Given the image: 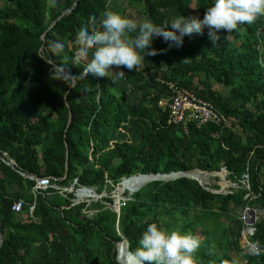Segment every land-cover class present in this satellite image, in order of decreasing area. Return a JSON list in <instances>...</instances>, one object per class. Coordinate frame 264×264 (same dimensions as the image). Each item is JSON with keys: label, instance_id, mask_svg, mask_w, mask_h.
Here are the masks:
<instances>
[{"label": "trees", "instance_id": "trees-1", "mask_svg": "<svg viewBox=\"0 0 264 264\" xmlns=\"http://www.w3.org/2000/svg\"><path fill=\"white\" fill-rule=\"evenodd\" d=\"M110 2L2 0L0 156H11L14 167L0 159V264H122L116 245L126 240L134 256L152 222L194 234L201 241L196 264H264V215L249 226L246 243L239 217L246 208L264 210V17L229 35L221 29L215 43L207 27L186 35L179 47L154 38L150 48L162 51L136 69L111 66L125 72L124 86L110 72L112 79L89 73L69 88L38 54L48 53L47 41L61 40L65 49L55 59L71 66L76 33L93 12L111 9ZM127 3H140L144 17L160 24L180 14L202 19L212 0ZM166 81L211 102L229 122L186 129L168 123V112L157 103L168 93ZM122 128L138 139L119 133ZM221 170L238 187L211 190L195 179ZM177 171L190 177L149 175ZM44 176L58 178L59 188L73 185L107 196L92 200L84 191L85 199L74 202V192L50 187L33 197L31 177ZM123 177L129 178L120 182L116 198L122 189L135 193L117 213L110 194ZM19 199L25 204L15 212ZM232 223L238 226L234 236ZM257 242L256 253L250 245Z\"/></svg>", "mask_w": 264, "mask_h": 264}, {"label": "clouds", "instance_id": "clouds-1", "mask_svg": "<svg viewBox=\"0 0 264 264\" xmlns=\"http://www.w3.org/2000/svg\"><path fill=\"white\" fill-rule=\"evenodd\" d=\"M260 17H264V0H212L202 19L198 15L180 14L160 24L106 8L102 12H93L76 33L78 47L71 66L55 59L65 49L61 40L47 41L44 47L48 53L41 51L38 55L51 65V75L73 88L79 77L89 73L110 77L109 73L114 72L113 65L136 69L145 57L162 51L150 48L154 38L162 36L165 42H171L169 48L179 47L186 35L203 34L207 27L209 38L215 43L221 38V29L227 30L229 35ZM89 56L82 70L73 73L72 66L81 65L82 59ZM64 60L67 61V57ZM114 73L120 78L125 76L123 70ZM200 245L201 241L191 232L180 228L169 230L152 222L143 231L134 256L140 264H196L194 253ZM253 247L259 251V242Z\"/></svg>", "mask_w": 264, "mask_h": 264}, {"label": "built area", "instance_id": "built-area-1", "mask_svg": "<svg viewBox=\"0 0 264 264\" xmlns=\"http://www.w3.org/2000/svg\"><path fill=\"white\" fill-rule=\"evenodd\" d=\"M165 84L168 93L165 97L160 98L157 103L162 109L168 112V123L186 129L190 124L201 127L207 123L219 124L229 122L228 118L211 102L199 98L194 92L182 87L174 81H166ZM127 178L128 177H123L120 182ZM56 180H58V178L53 176L39 178L32 190L33 197L38 193L46 191L50 187L60 190L61 193L67 191V188L57 187L54 184ZM73 184H77V181H74ZM70 188H74L73 185H71ZM73 190L72 192L76 195L74 202L83 201L86 196L84 191H88V194L91 191V189L85 187H76ZM24 204L25 202L23 199H19L12 204V209L15 212H19L23 209ZM34 208L35 200L28 205L29 215H32ZM248 209L249 208H246L243 211L244 220L247 217ZM246 229H248V227H246ZM250 246L256 253L258 252L252 245Z\"/></svg>", "mask_w": 264, "mask_h": 264}, {"label": "rangeland", "instance_id": "rangeland-1", "mask_svg": "<svg viewBox=\"0 0 264 264\" xmlns=\"http://www.w3.org/2000/svg\"><path fill=\"white\" fill-rule=\"evenodd\" d=\"M127 2H128V0H111V2H110L111 3V9L115 10L117 6H122V7H124L126 9L125 11H126V14L128 16L133 17V18H138V17L145 18L144 15H143V8L141 7L140 3H132L131 5H128ZM1 4H2V0H0V5ZM115 82L117 84H119L120 86L121 85L124 86L120 77H115ZM214 88L219 89L220 86H216L215 85ZM223 94L225 95L226 93L224 92ZM119 133L124 134L131 141H135V140L138 139V134L132 133V132L126 130L125 128H122ZM194 170L201 171L199 169H193L191 171H194ZM204 174L207 175L204 178V180H201L199 178H195V179H197L201 184H203L204 186L208 187L211 190L215 189V187L219 188L220 190H226L227 189L226 187H238V184L233 183V182H231V180L228 179L227 173L226 174H221L219 172H212V173H205L204 172ZM119 185H120V181H119V183L117 185L114 186V188H113V190H112V192L110 194V197L113 199V209L115 211L117 209H119V207L122 204V202L130 199L131 196L135 193V192L131 193L128 188H126L124 190L122 189V191H120L121 192V197L120 198H116L118 195H120L118 193ZM143 185L144 184H142L140 186V188ZM70 187L67 188V191L68 192L74 191L73 190L74 188L71 189ZM91 192H92V190H91ZM101 196H107V193H102V194H100V196L95 194V193H93V195L91 197H92V200H97V199H100ZM237 213L238 212H237L236 209H234V211L232 212V214H237ZM238 214H240V213H238ZM255 215H256V219L262 217L264 215V210L263 209L255 210ZM239 217L242 219V221H244L242 213L240 214ZM227 222H228V220H227ZM246 227L247 226L245 224V227H243L242 230H241V235H242L241 243H243V242L246 243V241H248V239H247L248 229H246ZM230 228H231L230 232L233 234L232 236H234L235 235V231L238 230L237 223H232V225H230ZM116 250H117V259L122 264H140V261L135 256H133V255H131L129 253L128 248L124 245V243L123 244H117L116 245Z\"/></svg>", "mask_w": 264, "mask_h": 264}, {"label": "water", "instance_id": "water-1", "mask_svg": "<svg viewBox=\"0 0 264 264\" xmlns=\"http://www.w3.org/2000/svg\"><path fill=\"white\" fill-rule=\"evenodd\" d=\"M77 3V0H75V3L73 4V6L75 5ZM71 11V9H69L68 11H65V12H63L58 18H61L62 16H63V14H65V13H67V12H70ZM56 22V20L55 21H53L52 22V24L48 27V29H50L51 27H52V25L54 24ZM66 101V100H65ZM69 121H70V118H69ZM0 159H2L7 165H9V166H11V167H14V161H13V159H12V157L11 156H9L8 154H4L3 156H0ZM178 173H180V174H185V175H181V176H186V177H190V176H188L186 173H188V172H181V171H177V172H172V173H169V174H149V175H155V176H157V175H170V174H178ZM23 176H26L24 173H21ZM66 174V173H65ZM138 175H145V174H137V176ZM27 177V176H26ZM131 177V176H130ZM178 177H180V176H178ZM32 179H34V180H38L39 178H37V177H31ZM129 178V177H128ZM174 178H176V177H174ZM76 181V180H75ZM117 211V213H119V209H117L116 210ZM255 210L254 209H248V213H247V217H246V219L244 220V223L246 224V226L248 227V229H249V226L250 225H252L254 222H255ZM2 243V237H1V235H0V244ZM124 243V245L127 247L128 246V243H127V241L126 240H123L122 242H120V243H118V244H123ZM116 260L118 261V262H120L118 259H117V257H116ZM121 263V262H120Z\"/></svg>", "mask_w": 264, "mask_h": 264}, {"label": "bare ground", "instance_id": "bare-ground-1", "mask_svg": "<svg viewBox=\"0 0 264 264\" xmlns=\"http://www.w3.org/2000/svg\"><path fill=\"white\" fill-rule=\"evenodd\" d=\"M219 173H221V174H226V172L224 171V170H221ZM186 174H188V173H186ZM181 175H185V174H181ZM180 175V176H181ZM178 177V176H177ZM207 183V182H206ZM254 209V208H253Z\"/></svg>", "mask_w": 264, "mask_h": 264}]
</instances>
